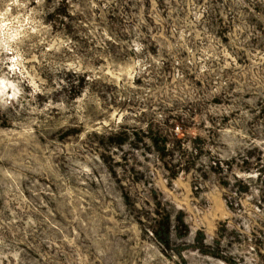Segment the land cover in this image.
Instances as JSON below:
<instances>
[{
	"label": "rangeland",
	"instance_id": "1",
	"mask_svg": "<svg viewBox=\"0 0 264 264\" xmlns=\"http://www.w3.org/2000/svg\"><path fill=\"white\" fill-rule=\"evenodd\" d=\"M0 264H264V0H0Z\"/></svg>",
	"mask_w": 264,
	"mask_h": 264
},
{
	"label": "trees",
	"instance_id": "2",
	"mask_svg": "<svg viewBox=\"0 0 264 264\" xmlns=\"http://www.w3.org/2000/svg\"><path fill=\"white\" fill-rule=\"evenodd\" d=\"M177 142H179V139H175ZM155 144H159V141H155ZM162 154H164V149H161L160 151ZM169 229H170V219L168 217L163 219V227L161 229H158V231L155 233L156 238L162 243L165 247H169Z\"/></svg>",
	"mask_w": 264,
	"mask_h": 264
}]
</instances>
